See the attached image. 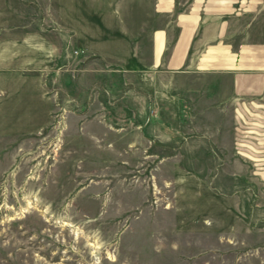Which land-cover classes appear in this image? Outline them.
Returning <instances> with one entry per match:
<instances>
[{
    "label": "rangeland",
    "instance_id": "374dc122",
    "mask_svg": "<svg viewBox=\"0 0 264 264\" xmlns=\"http://www.w3.org/2000/svg\"><path fill=\"white\" fill-rule=\"evenodd\" d=\"M212 6L0 0V68L54 103L32 132L0 115V264H264V94L150 65L154 32ZM231 8V37L264 42V0Z\"/></svg>",
    "mask_w": 264,
    "mask_h": 264
},
{
    "label": "crops",
    "instance_id": "0c3cea01",
    "mask_svg": "<svg viewBox=\"0 0 264 264\" xmlns=\"http://www.w3.org/2000/svg\"><path fill=\"white\" fill-rule=\"evenodd\" d=\"M211 1L213 8L205 10L203 20L198 19L196 10L180 14L174 37L168 28L153 33L150 65L160 66L165 71L216 72L227 80L232 97L262 96L264 42L232 38L229 22L242 13L231 8L236 0ZM224 14L226 18H219ZM45 85L37 74L0 68V115L8 116L14 110L34 119L33 126L28 128L23 124L20 128L17 125L12 131L32 132L51 117L54 103ZM2 132L0 128V134Z\"/></svg>",
    "mask_w": 264,
    "mask_h": 264
}]
</instances>
